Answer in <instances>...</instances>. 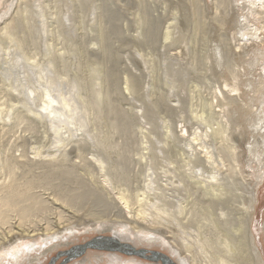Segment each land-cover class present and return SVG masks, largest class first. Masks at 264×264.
<instances>
[{
	"label": "bare ground",
	"instance_id": "1",
	"mask_svg": "<svg viewBox=\"0 0 264 264\" xmlns=\"http://www.w3.org/2000/svg\"><path fill=\"white\" fill-rule=\"evenodd\" d=\"M119 1L147 29L136 52L153 83L161 56L187 67H159L157 132L139 106L133 133L116 74L91 57L123 20L115 0H0V264H43L61 247L86 255L71 264H264V0ZM151 81L126 73L123 97L155 101Z\"/></svg>",
	"mask_w": 264,
	"mask_h": 264
},
{
	"label": "rangeland",
	"instance_id": "2",
	"mask_svg": "<svg viewBox=\"0 0 264 264\" xmlns=\"http://www.w3.org/2000/svg\"><path fill=\"white\" fill-rule=\"evenodd\" d=\"M115 1L116 2L114 4V8H115V10H117L118 12H120L123 15V20L119 21L118 23H114L112 25V28L111 29L114 28L112 31H113V33L114 32L115 33L113 35V33L111 32L112 33V36H114V37L113 38H111L112 36L110 37L111 40H110V43H109V47L107 46V49L104 48L105 51H104L103 48L100 47L101 50H99L100 49L99 48L95 52V54L92 55L91 57H92V59H95L93 61L97 65H99L102 69H104L105 71H108V72H114L116 74V81H119L120 82V84L118 86V90L120 92L119 94L122 95L121 100H120V102L122 101L120 107L122 109H124V111L127 112L128 115L133 116V117H131L134 120V126L132 128L133 133H137V131L139 129L138 127L140 126L139 125L140 124L139 122L142 123L143 122V119H147V121H145V122L148 123L147 125H153V129L152 130L155 131V132H157V131H160L161 130V129H159L160 124H161V123H159L160 117H157V115H159V113H157V111H155V107H153V105H151V103H155V105H156V100H158L159 95L161 93H163V91H165V93L167 92L166 91L167 89H165V81H163V79H165V77H161V81H163V85H161V87H159V67H161V69H165V67H164L165 66L164 65V61L162 59V57H165V56H161L160 55L161 58H159V59H161V61H157V63H153L155 65V67L157 66V77H155V79H157V81H155V83H153V81H151V77H153V75H151L149 73V71H147V69H145V67H147V65H145L142 62L143 60L140 58V56L136 52L138 46L140 48H142V49L145 50V48L149 46L148 44H150V42H146L147 40L149 41L148 35H145V32H144V31H147V29H146L145 25L140 24V22H138L136 20V18H133L134 17L133 10L131 11L130 9L128 10L127 7H124L123 4H122L123 2H120L119 0H115ZM157 5L159 6V4H157ZM1 7H3V6H0V10H1ZM121 7H123V8H121ZM139 28H140L141 31H143V37H141V40L139 39V41L137 42V37H135L134 35H137L135 33H137V31H139ZM76 31H79V30H77L76 27L73 26L72 27V32H74L73 34H76ZM117 31L119 32V34H118ZM217 31H219V33H221V31H224V30H221V29L215 30V33H217ZM225 31H228V30H225ZM231 31H234V30H231ZM122 32H124V33H122ZM225 35H226V37H225ZM145 36L148 37V38L146 37L147 40H145L146 39ZM219 37H221V41H223V42L225 41L224 43H226L227 45L233 46V37H231V33H229V35H227V33L223 32L221 35H219ZM219 37H217V40L218 41H219ZM210 39H215V37L210 38ZM226 40H228V41H226ZM199 42H201V41H199ZM229 43H231L232 45L229 44ZM199 44L201 45V43H199ZM187 45H189V49H190L189 51H191V53H193V51H195L197 49V51L200 52L198 54H202L201 56H203V59H204V57L206 58L207 55H208V57H209V55L212 56V52L214 51V49H212V50L210 49L211 51L209 53V47H205V46H203L205 48H202V49L200 48L201 47L200 45H197V46L194 47L193 42L191 43L190 37H189V39L187 41ZM181 46H183V44H181ZM108 48H110L109 51H108ZM204 49L205 50H208V51H205ZM202 52L205 55H203ZM206 53H208V54L206 55ZM157 57H159V56L157 55ZM204 61H206V59ZM107 62H109V63H107ZM167 63L168 64H166V65H168L170 69L167 68V69H165V71H168V69L169 70L173 69V70H175L177 72V74H178L179 77L180 76L185 77V71H187V67H185V63H182L181 64V69H183V71H181V69H177V62L175 63V61L171 60L170 58H169V60H168ZM174 63L176 65H174ZM237 63H239V65H241L239 59H237ZM189 65H191V59H189ZM193 65H195V64H193ZM175 66H176V68H175ZM230 66L231 65H229L227 68L231 69ZM233 66L235 67V63L231 67H233ZM151 67H152V65H151ZM151 67L149 69H151ZM233 68L231 70H233ZM139 70H141V71H139ZM234 70H237V69H234ZM203 71H205V70H203ZM190 72H191V69H189V75H193ZM126 73L127 74L128 73H131L132 75H136L143 82L145 81L144 82V87L147 86L146 83L148 81L149 82L151 81V83H153L155 85V87H157V99H155V101H153V97L152 98L150 97V95H153V91L152 92L150 91L148 93L149 96H147L146 95L147 93H145V96L143 97L142 90L140 91V93H141L140 96H135V99H137V101H139V103H141V105H139V103H135V101H133V99H131V97H129V96L124 98L123 96L125 94V88H124L125 86L122 85V81H123V78L125 77ZM255 73H257V71H255ZM203 74L205 75V73H203ZM203 74L201 73V75H203ZM161 75H163V73H161ZM182 77L180 79L181 80L180 83L183 82V87H185L184 86L185 85V80ZM203 79H204V81H203ZM202 81L203 82H201V83H203V85H207V83H205V77L202 78ZM189 83H191V80L190 79H189ZM207 87H209V85H207ZM161 89H163V91H161ZM244 90H246V89H244ZM211 91H213V89H211ZM181 93H183V89H181ZM181 93H179V97H181L182 100L186 104V106L184 107L185 115H187V117H190L189 111H188L189 110L188 107L190 106L189 103L191 101V99H189V91H187V95H185V97H183V95H181ZM250 95H251V93H250ZM247 101H249V100H247ZM167 103H169V102H167ZM167 103H165V107H168L171 104V103H169V104H167ZM139 106L140 107L141 106L142 107H145L146 112L148 111L147 115L145 114L146 117H143V119H141V118L138 119L136 117L137 114L135 113V111H133V113H131V109H129V107H135L133 109H140ZM259 107H261V105H259ZM162 110H164V109H162ZM171 112L172 111H169V114H172L173 115L172 118H174L175 112H172V113ZM136 120H137V122H136ZM135 124L137 126H135ZM134 127H136V128H134ZM255 135H257L256 132H255ZM248 138H249V141H253V139H254V138H252L249 135H248ZM245 167H247V164H246ZM247 173L250 176L252 174V173H249V171H247ZM254 175H255V173H254ZM259 188H260V191H259L260 192V194H259L260 201L258 202V209H257V212H256V219L254 221V224L256 225L255 226V229H256L255 234H256V237H257L258 242H259V247L261 248L262 254L264 256V229H263V225H264V182H262L260 184ZM97 236H98V233H94V235L92 234L90 238L93 239V238H95ZM76 244H77V242H76ZM78 244H80V243H78ZM64 249H67V248L61 247L57 251H55L54 253L49 254L48 257H46V258L43 259L42 263L43 264H71V262L80 260L81 258H83V257L86 256L85 254L82 253L81 256H83V257H81V256L79 257L78 256L75 259H70L71 261H67L68 259L66 258V255H62L60 253L61 256H59V251L64 250ZM94 252H99V251H94ZM108 252L109 251H102V253H108ZM125 256H127V255H125ZM140 260L147 261V260H143V259H140Z\"/></svg>",
	"mask_w": 264,
	"mask_h": 264
},
{
	"label": "water",
	"instance_id": "3",
	"mask_svg": "<svg viewBox=\"0 0 264 264\" xmlns=\"http://www.w3.org/2000/svg\"><path fill=\"white\" fill-rule=\"evenodd\" d=\"M108 239V238H107ZM89 244V246H92V244H93V242H90V243H88ZM81 247H83V246H81ZM93 248H95L94 247V245H93ZM84 249V248H83ZM123 249H120V250H118V251H122ZM125 251V250H124ZM65 262V261H64Z\"/></svg>",
	"mask_w": 264,
	"mask_h": 264
}]
</instances>
